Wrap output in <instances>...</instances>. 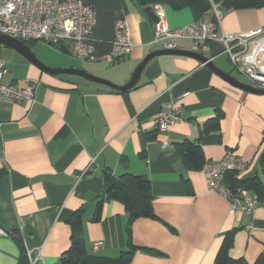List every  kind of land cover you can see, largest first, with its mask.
Returning a JSON list of instances; mask_svg holds the SVG:
<instances>
[{
    "label": "crops",
    "instance_id": "crops-1",
    "mask_svg": "<svg viewBox=\"0 0 264 264\" xmlns=\"http://www.w3.org/2000/svg\"><path fill=\"white\" fill-rule=\"evenodd\" d=\"M163 5L173 28L194 20L189 7ZM216 10L225 33L264 27V7L216 6ZM213 14L214 8L204 18ZM123 16L133 44L128 56L114 63L90 62L84 68L66 52L44 48L55 58L42 50L46 58L40 59L50 67L83 68L114 83H127L142 59L163 49V44L152 42L153 21L145 8L127 0ZM182 43L188 50L189 41ZM222 49L223 44L214 41L209 57L232 74ZM0 57L6 62V82L34 88L32 101H0V227L6 231L0 234V264L19 261L14 230L23 234L28 252L40 255L38 264L57 262L71 244L69 219L80 208L86 211L83 237L88 251L117 257L129 248V213L124 204L105 200L101 217H94L106 176L127 172L151 180L153 208L159 217L133 222L130 242L139 247L133 264H214L231 230L235 231L232 257L253 264L264 253V201L252 216L230 213L227 199L209 190L203 167L187 169L175 149L180 141L199 142L205 162L233 151L252 162L246 174L256 167L253 178L264 186V93L240 89L198 59L180 55L154 57L138 84L120 92L80 75L47 73L9 47H1ZM177 100L183 108L181 120L168 131H157L156 114ZM250 223L252 233L246 229ZM99 240L103 246L95 251Z\"/></svg>",
    "mask_w": 264,
    "mask_h": 264
},
{
    "label": "built area",
    "instance_id": "built-area-1",
    "mask_svg": "<svg viewBox=\"0 0 264 264\" xmlns=\"http://www.w3.org/2000/svg\"><path fill=\"white\" fill-rule=\"evenodd\" d=\"M214 5L217 22L210 18L193 20L191 23L173 28L169 25L163 4L154 6L158 20L153 22V43L161 42L166 49H185L182 41H189L188 50L209 57L211 43L220 41L233 68L244 74L250 85L264 89V27L249 32L228 34L220 30V14ZM97 23L96 12L82 0H0V33L24 42L41 41L76 58L88 62L114 63L128 56L133 48L130 25L124 16L114 24L111 47L99 53L92 37ZM211 59H213L211 57ZM6 62L0 57V101L28 102L34 99L33 86L21 87L6 82ZM183 108L179 100L168 102L156 114L154 124L159 132L170 130L182 118ZM167 147V143H164ZM253 164L250 160L228 151L220 160H209L203 171L210 191L220 193L229 202L230 213L241 212L252 216L261 200L250 189L226 181L230 171L237 177L246 176ZM246 229L252 233L253 224ZM6 231L0 227V234ZM103 241L94 243L98 251ZM30 264H38L40 255L28 252Z\"/></svg>",
    "mask_w": 264,
    "mask_h": 264
},
{
    "label": "trees",
    "instance_id": "trees-1",
    "mask_svg": "<svg viewBox=\"0 0 264 264\" xmlns=\"http://www.w3.org/2000/svg\"><path fill=\"white\" fill-rule=\"evenodd\" d=\"M91 6L96 12L97 23L92 37L99 53L108 51L114 38V24L118 17L123 16L127 9V0H82ZM142 8L152 7L157 4H167L174 9L189 7L194 20L204 16L214 8V5L227 9L241 10L264 7V0H132ZM217 22L215 14L210 18ZM37 41H27L33 45ZM66 52V51H63ZM120 92V91H117ZM148 138H154L151 133ZM175 149L185 167L189 170L201 169L205 163V156L199 142L185 140L175 143ZM264 164V156L262 159ZM226 181L232 186L241 185L257 194L264 201V186L258 178L246 179L245 176L237 177L236 171H230L226 175ZM105 191L99 197L95 220L101 217L102 205L105 200L116 199L121 201L127 213L129 222L127 235L129 237V248L122 250L117 257H109L99 253L89 252L83 237V224L85 209L80 208L72 214L69 222L72 226L71 244L61 254L54 264H133V255L139 248L130 242L132 224L138 218H151L158 220L159 217L153 208V194L151 180L142 174L124 173L119 176L107 175L105 178ZM234 230L227 232L222 245L218 251L214 264H249L243 258H234L230 255V249L234 242ZM13 237L20 248V258L17 264H30V258L24 245L23 234L19 230L13 231ZM148 252L158 254L157 250L145 248ZM253 264H264V253H262Z\"/></svg>",
    "mask_w": 264,
    "mask_h": 264
},
{
    "label": "water",
    "instance_id": "water-1",
    "mask_svg": "<svg viewBox=\"0 0 264 264\" xmlns=\"http://www.w3.org/2000/svg\"><path fill=\"white\" fill-rule=\"evenodd\" d=\"M146 14L149 16V18L155 22L158 20L157 15L155 14V11L152 7L145 8ZM1 47H9L18 53H20L25 59L32 62L36 66H38L43 71L53 74V75H62V74H76L80 75L90 81L106 85L114 90L117 91H127L132 89L134 86L138 84L141 78V73L143 69L146 67V65L149 63L150 60H152L156 56L160 55H180V56H187V57H193L198 59L200 62L207 65L209 68H211L215 73L220 75L222 78H224L226 81L231 83L232 85L243 89L245 91L253 92V93H264V89L256 88L248 83H245L238 78H236L231 73H228L227 71L221 69L217 64L214 62L211 57H208L203 54H199L196 52H193L191 50L187 49H158L155 51L150 52L147 54L142 61L137 65L135 68L130 80L125 84H117L113 81L102 78L100 76L94 75L93 73L87 71L83 68H76V67H60V68H54L50 67L47 64H45L34 52L31 45H29L27 42H24L20 39H17L15 37L1 34L0 33V55H1ZM257 174V168H254V171L247 175L246 179H252Z\"/></svg>",
    "mask_w": 264,
    "mask_h": 264
},
{
    "label": "rangeland",
    "instance_id": "rangeland-1",
    "mask_svg": "<svg viewBox=\"0 0 264 264\" xmlns=\"http://www.w3.org/2000/svg\"><path fill=\"white\" fill-rule=\"evenodd\" d=\"M128 1H130V0H128ZM38 43H36L35 45H33V50H34V52L38 55V57L40 58H43L44 60H45V58L46 57H43L41 54H42V50L43 51H45L44 50V48H46L47 50L49 49V48H55V47H53V46H50V45H45V44H43L41 41H37ZM5 49H7V48H3V53H2V56L4 57V58H6V56H5ZM56 49V48H55ZM46 52V51H45ZM51 52V51H50ZM49 51L48 52H46L45 53V55H48V56H51V57H53V58H55L54 57V55L53 54H55V53H50ZM65 55L67 56V57H74V58H76L75 56H73V55H71V54H69V53H65ZM71 59V58H70ZM77 60H73V62H75V65H77V66H81V67H84V68H86V67H88L89 65H90V62H88V61H84V60H82V59H80V58H76ZM223 60H224V63L228 66V69L232 72V74L236 77V78H238L239 80H241V81H243V82H245V83H250V81H249V79L244 75V74H242V73H240V72H238L237 70H235L234 68H233V66H232V64L231 63H229L227 60H226V57L224 56L223 57ZM102 78H104V77H102Z\"/></svg>",
    "mask_w": 264,
    "mask_h": 264
}]
</instances>
